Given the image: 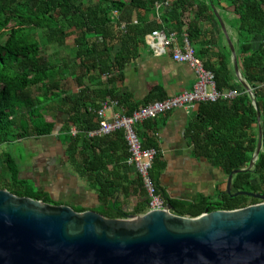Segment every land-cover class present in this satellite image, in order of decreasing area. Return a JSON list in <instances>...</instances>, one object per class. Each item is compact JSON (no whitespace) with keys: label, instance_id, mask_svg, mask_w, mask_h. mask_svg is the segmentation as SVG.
<instances>
[{"label":"trees","instance_id":"1","mask_svg":"<svg viewBox=\"0 0 264 264\" xmlns=\"http://www.w3.org/2000/svg\"><path fill=\"white\" fill-rule=\"evenodd\" d=\"M165 1L97 0L93 5L84 6L82 0H0V189L50 203L43 192L33 189L19 177L18 165L9 148L10 143L17 139L44 136L53 131V122L45 118L43 110L55 111L65 107L63 111L68 114V119L64 131L68 130V134L69 124H73L78 133L96 126L95 110L98 106L86 103L85 99L90 97L87 94L86 98L83 94L86 88L76 99L60 98L57 82L63 79L64 74L61 60L57 55L53 59L47 58V47L53 44L61 46L67 38L73 37V54L77 61L73 62L70 72L78 74L75 79L79 77L81 83V78L92 69H97L102 75L111 74L106 78V84H100L96 101L111 97L120 104L128 103V98L114 88L115 82L122 79L126 57L121 51L112 52L108 40L117 39L123 44L130 30L145 34L146 31L139 30L138 24L130 25L131 9L153 12L156 3L162 4L159 9L162 23L153 25L149 30L173 32L179 40L186 33L191 44L201 38L199 24L217 23L208 0H168L164 5ZM211 2L221 10L223 21L236 32L235 51L239 69L254 93L262 128V150L251 170L233 176L232 192L264 194V0ZM113 10L118 12L115 22L111 19ZM226 10L231 11L229 17H225ZM121 22H125L122 30L119 28ZM219 33L220 39L201 41L200 48H194V51L203 60L205 68L214 73L216 89L223 93L235 91L237 95L231 99L198 103L196 116L187 131L192 153L207 158L212 166L228 175L246 167L250 161L257 143V116L250 96L236 81L230 64V51L222 42L220 30ZM98 37L101 42L97 41ZM142 40L144 42V38ZM207 45L216 46V64L206 59L209 52ZM32 88L43 90L45 97L34 95ZM54 89L58 92L51 93ZM152 93L142 104L155 100ZM161 99L163 97H157V100ZM134 109L131 107L127 112ZM78 133L74 136L69 134L68 158L74 170L87 175L97 187L101 208L95 211L107 218L124 217L125 213L115 197L119 190L125 189L105 171V150L98 145L112 135L93 139L83 135L82 147L76 151V141L80 138ZM162 168L163 164L156 157L150 177L165 203H170L177 215L195 217L205 211L233 210L259 202L249 196H229L224 190H220L215 197L200 196L193 202L170 199L158 187V175ZM145 201L147 206V197ZM74 210L81 212L77 208ZM145 211V208L134 209L135 213Z\"/></svg>","mask_w":264,"mask_h":264},{"label":"crops","instance_id":"2","mask_svg":"<svg viewBox=\"0 0 264 264\" xmlns=\"http://www.w3.org/2000/svg\"><path fill=\"white\" fill-rule=\"evenodd\" d=\"M82 2L84 6H89L95 4L97 0H82ZM128 20L130 25L138 24L139 30L146 32L143 35L130 30L123 44L117 39L108 40L109 49L112 52L121 51L122 56L126 57L122 79L114 84L115 91L128 98V103L121 105L125 106L127 111L131 107L144 105L142 103L151 91L156 100L157 97L165 99L182 91L191 90L195 82L193 70L185 63L174 61L170 48L165 55H153L142 40L145 35L152 32L149 29L153 25L162 23L159 11L154 9L153 12H137L131 9ZM121 23L125 26V22ZM224 23L235 47L236 32L233 29L232 31L225 21ZM216 24L210 22L199 24L201 38L192 42L195 49L200 48L201 41L220 39L219 30L221 33L222 30ZM101 40L100 37L97 38L98 42ZM180 42L181 40L177 37V44ZM222 42L227 46L224 35ZM207 46L209 52L206 59L211 64H216V46ZM73 47L74 40L70 37L63 45L53 44L45 51V56L49 59L57 55L61 60L64 73L63 79L58 82L54 80L58 83L60 91L54 89L51 93L58 92L61 99L65 97L76 99L81 94V90L86 88L83 94L90 96L88 97L90 100L86 96V103L90 102L92 107H97L99 106L97 103L102 99L96 101L98 97L96 95L100 93V84H106L107 77L100 74L97 69H92L81 78L79 83V77L75 79L78 74L73 75L70 72L73 62L77 61L74 59ZM32 90L34 95L45 97L43 90L39 88H32ZM64 108L61 107L55 111L43 110L42 114L45 118L53 122V131L50 134L17 139L10 143L9 148L18 165L19 177L26 180L33 189L43 192L50 203L72 205L81 211H95L101 208L97 187L89 181L87 175L78 174L68 158L70 136L68 130L64 131V125L68 119V114L63 111ZM196 109L197 104L194 107L173 109L154 119L146 120L137 127L142 146L157 149L158 160L163 164L158 175L159 189L168 198L182 202H193L200 196L215 197L220 190L225 189L226 185V175L220 168L212 166L207 158L197 157L192 153L187 128L196 116ZM106 115L109 118L110 113ZM72 127L75 126L69 124L68 129ZM78 134L80 138L76 141V151H80L84 135L82 132ZM152 143L154 146H148ZM98 145L105 150V171L125 189L119 190L115 197L123 212L131 214L135 213V208L146 209L147 196L140 185V178L135 169L125 163L127 150L122 134L118 132L112 134L109 140L102 141ZM17 148H21L23 153ZM144 201L145 204H143Z\"/></svg>","mask_w":264,"mask_h":264},{"label":"water","instance_id":"3","mask_svg":"<svg viewBox=\"0 0 264 264\" xmlns=\"http://www.w3.org/2000/svg\"><path fill=\"white\" fill-rule=\"evenodd\" d=\"M230 51L236 81L257 116V143L244 168L226 175L224 192L259 202L233 210L180 216L170 203L145 213L107 218L0 189V264H264V194L232 192V178L251 170L262 150L260 111L242 78L235 47L208 0Z\"/></svg>","mask_w":264,"mask_h":264},{"label":"built area","instance_id":"4","mask_svg":"<svg viewBox=\"0 0 264 264\" xmlns=\"http://www.w3.org/2000/svg\"><path fill=\"white\" fill-rule=\"evenodd\" d=\"M168 0L164 2L167 5ZM162 4H155L159 11ZM118 12H111L112 21H116ZM121 23L119 28L124 29ZM145 45L153 55L162 56L171 49V57L174 61L187 64L195 74V82L189 91H182L162 100H152L145 105H139L130 113L117 99L105 98L99 101L95 110L96 126L83 131L87 139L107 137L120 131L126 144V165L133 167L140 178L141 185L147 196L146 212L151 208L166 205L165 200L157 191L151 177L150 170L158 155L153 147L144 148L137 133V127L146 120L154 119L160 114L167 113L177 108L194 107L200 102L216 101L218 99H231L237 95L235 91L219 92L216 89L214 73L204 66L201 58L197 57L194 47L183 33L180 44H177L176 33L167 32L163 29L154 30L144 36ZM111 74H107L106 77ZM110 113L109 118L106 114ZM78 133L75 127L69 129V134L74 136Z\"/></svg>","mask_w":264,"mask_h":264},{"label":"rangeland","instance_id":"5","mask_svg":"<svg viewBox=\"0 0 264 264\" xmlns=\"http://www.w3.org/2000/svg\"><path fill=\"white\" fill-rule=\"evenodd\" d=\"M217 11L219 12V14H220V12H221V10H219V9H217ZM231 14V11L230 10H226V12H225V17H229V15ZM221 16V15H220ZM221 18H222V16H221ZM223 19V18H222ZM217 25V24H216ZM218 26V25H217ZM216 26V27H217ZM229 27H231L230 25H229ZM233 28H231V30H232ZM234 30V29H233ZM232 30V31H233ZM18 150H19V152H21V153H23V150L21 149V148H17ZM52 204V203H51Z\"/></svg>","mask_w":264,"mask_h":264}]
</instances>
